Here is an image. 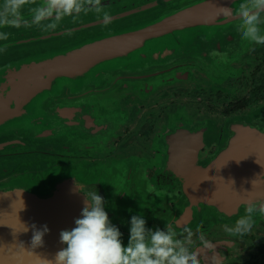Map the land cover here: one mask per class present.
Instances as JSON below:
<instances>
[{"label": "water", "instance_id": "1", "mask_svg": "<svg viewBox=\"0 0 264 264\" xmlns=\"http://www.w3.org/2000/svg\"><path fill=\"white\" fill-rule=\"evenodd\" d=\"M75 2L79 12L72 0H0V161L16 160L27 144L34 149L61 143L65 151L58 155L65 162L0 166V264L54 259L63 247L60 232L75 227L84 207L77 184L103 197L124 245L144 197L182 198L173 220L166 203L162 215L143 214L147 228L171 224L178 234L193 228V220L230 222L234 208L264 205V108L250 122L243 117L212 128L215 135L206 138L209 124L166 135L167 153L185 155L166 162L151 180L135 164L89 165L76 152L78 145L114 132L104 109L117 96L174 82L182 78L185 62L209 68L239 58L254 42L240 41L239 12L249 0H164L167 6L160 0ZM8 4L13 11L4 9ZM222 8L232 15H223ZM82 11L85 19L71 18ZM7 52L13 57L6 58ZM210 138L221 150L199 164ZM44 225L49 231L42 245H32L34 231Z\"/></svg>", "mask_w": 264, "mask_h": 264}, {"label": "flooded vegetation", "instance_id": "2", "mask_svg": "<svg viewBox=\"0 0 264 264\" xmlns=\"http://www.w3.org/2000/svg\"><path fill=\"white\" fill-rule=\"evenodd\" d=\"M160 3L167 6L164 0H160ZM4 9L10 12L14 7L8 4ZM85 14L82 11L71 18L82 20ZM260 18L264 22V12ZM13 53L7 52L6 58L13 57ZM233 61L229 64L217 62L216 71L212 72L215 77L212 78L210 72L200 67V63L185 62L179 67L183 73L182 78L174 82L152 90L142 86L136 91L124 92L104 109L114 120V132L100 134L87 145H78L76 152L83 163L89 165L103 160L116 165L132 162L151 180L166 162L176 163L185 155L178 153L172 157L173 153L168 154L167 151L171 150L166 147L163 152L158 151L156 144L162 136L161 139H164L177 129L195 130L208 122L220 129L238 122L246 114L264 108V43L252 42ZM206 130L205 138L215 135L211 131L212 127ZM204 143L206 146L199 153V164L203 163L206 155L212 156L221 150L218 142L217 147L208 146L206 140ZM27 145L18 151L16 160H10L7 170L29 165L31 154L40 156L53 152L57 155L63 149L61 143L41 144L34 149ZM58 158L59 162L61 158ZM5 161H0V166ZM35 163L41 165L40 160ZM181 199L179 196L144 197L142 200L145 204L139 207L138 212L152 217L159 216L166 213L160 211L165 209L161 203H166L168 214L173 220V213L179 209ZM255 207L259 209V206ZM246 208H234L235 213L230 222L218 218L211 224L193 220V228L181 230L182 234H178L177 238L186 239L190 234L189 247L199 264H264V214L257 211L253 227L243 235L226 231V228L235 229L236 222L245 215ZM204 243L215 245L214 250H204Z\"/></svg>", "mask_w": 264, "mask_h": 264}, {"label": "clouds", "instance_id": "3", "mask_svg": "<svg viewBox=\"0 0 264 264\" xmlns=\"http://www.w3.org/2000/svg\"><path fill=\"white\" fill-rule=\"evenodd\" d=\"M72 3L79 12L81 5L75 0ZM232 11L222 8L221 13L231 16ZM261 12H264V0H249L248 4L241 6L239 16L245 39L264 43L259 28ZM104 19L107 22L110 17L105 15ZM76 191L83 193L84 207L74 221L75 227L60 232L63 247L53 260L46 259V264H199L189 247L190 234L186 239L177 238V230L171 224H165L164 229H149L142 213L131 216L128 243L124 245L121 231L109 220L103 197L81 184L76 185ZM257 211L264 214V205L257 209L249 204L235 229L226 228V231L240 235L250 231ZM48 231L47 225L34 231L32 245H42ZM202 247L212 252L215 245L204 243Z\"/></svg>", "mask_w": 264, "mask_h": 264}, {"label": "rangeland", "instance_id": "4", "mask_svg": "<svg viewBox=\"0 0 264 264\" xmlns=\"http://www.w3.org/2000/svg\"><path fill=\"white\" fill-rule=\"evenodd\" d=\"M263 26H264V24H263ZM263 29V28H262ZM241 37V36H240ZM241 42H246V41H248V39H245L244 37H241V40H240ZM240 42H238V44H239ZM238 49V45H237V47L236 48H234V50H237ZM236 61V60H235ZM234 62V61H233ZM195 64H197L198 65V63H195ZM200 67L201 68H203V70L205 71H207V72H210V76H211V78L212 77H215L214 76V74L212 73V72H215L216 71V68H217V65L216 66H210L209 68L208 67H206V66H204V65H202V64H200ZM165 84H168V83H165ZM152 85H154V89H156L157 87H160V86H162V85H164V84H160V83H157L156 85L155 84H153L152 83ZM122 95V94H121ZM121 95H119V96H121ZM119 96H117V97H119ZM115 99V98H114ZM257 111V110H256ZM256 111H253L252 113H254V112H256ZM252 113H249V114H246L245 115V120L246 121H248V122H250L251 120H254V119H256V116H254V115H252ZM203 124V123H202ZM204 124H207V123H204ZM208 124H209V127H212L213 128V130L215 129V128H219V127H217V125H215V124H212V123H209L208 122ZM190 128V127H189ZM163 137V136H162ZM161 137V138H162ZM160 138V140H162L161 142H160V140L157 142V144H156V148H157V150L158 151H161V152H163L164 151V144H163V139H161ZM208 146H213L212 144H211V138H210V140H209V145ZM64 151V150H63ZM63 151H60V153H65V151L63 152ZM58 155H59V153L57 152V155L56 154H54L53 152H49L48 154H46V155H40V156H38V155H30V157H29V166H32L37 160H40V162L41 163H45V164H47V163H50V162H58V160H59V158H58ZM9 162H11V161H8V160H6L5 161V164L4 165H2V167H6L7 165H8V163ZM60 162H65V160L64 159H60ZM112 162V161H111ZM129 164H132V162H130ZM126 165H128V164H126ZM111 174H114V173H111ZM114 175H116V174H114Z\"/></svg>", "mask_w": 264, "mask_h": 264}]
</instances>
